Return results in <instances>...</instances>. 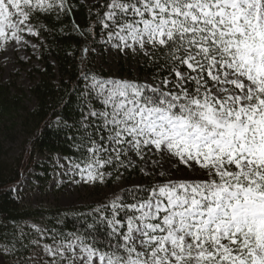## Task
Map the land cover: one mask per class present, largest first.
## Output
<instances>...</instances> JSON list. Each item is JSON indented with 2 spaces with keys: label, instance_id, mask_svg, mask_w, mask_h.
Instances as JSON below:
<instances>
[{
  "label": "snow or ice",
  "instance_id": "6c2138e0",
  "mask_svg": "<svg viewBox=\"0 0 264 264\" xmlns=\"http://www.w3.org/2000/svg\"><path fill=\"white\" fill-rule=\"evenodd\" d=\"M107 8L106 43L169 75L155 85L92 77L102 110L89 107L83 127L100 121L101 143L88 134L86 182L103 183L100 169L127 168L124 159L143 160L145 149L195 177L131 190V204L117 197L104 221L112 250L73 237L46 247L52 264H264V0H109ZM56 9L57 0H0V39Z\"/></svg>",
  "mask_w": 264,
  "mask_h": 264
},
{
  "label": "trees",
  "instance_id": "16d2710c",
  "mask_svg": "<svg viewBox=\"0 0 264 264\" xmlns=\"http://www.w3.org/2000/svg\"><path fill=\"white\" fill-rule=\"evenodd\" d=\"M61 2L63 7H59ZM108 3L109 0L91 4L84 0H57L56 10L34 12L28 23L36 33L35 38L40 40L41 66H32L27 73L33 84L27 91L16 79L8 82L0 79L2 264H37L42 256L45 257L46 247L67 244L73 237H79L102 251H111L112 244L117 241L109 235L111 228L104 222L112 219L108 206L117 201V197L122 198L118 202L134 203L129 191L167 182L145 149L147 155L143 160L132 153L124 159L127 168H118L114 162L100 169L104 179L103 183H92L93 201L69 208L33 206L17 192V187L28 174L48 186L53 170L50 163L56 155L73 164L79 163L81 168L86 166L92 155L85 147L89 144L88 134L91 133L96 143H101L93 126L100 121H93L87 129L83 127L93 120L91 117L84 119L89 107L102 110L90 89L93 76L137 83H145L144 79L148 78L156 83L169 75L139 53L128 56L120 53L118 72L104 67L108 43H103L102 39L107 41L110 30L105 29L101 21L108 23L104 15L110 11ZM30 100L35 102L34 107L29 106ZM14 130H19L22 142L20 152L12 158L7 155L3 136ZM40 158L49 161L45 163ZM146 160L150 162L148 172L145 171ZM33 169L34 174L30 173ZM118 181H125L127 185L108 192L107 188L111 190ZM136 181L138 184H134ZM135 194L146 195L139 191ZM123 215L121 213L116 219L121 220ZM31 222H37L39 227ZM47 258L51 259L49 255Z\"/></svg>",
  "mask_w": 264,
  "mask_h": 264
},
{
  "label": "rangeland",
  "instance_id": "374dc122",
  "mask_svg": "<svg viewBox=\"0 0 264 264\" xmlns=\"http://www.w3.org/2000/svg\"><path fill=\"white\" fill-rule=\"evenodd\" d=\"M86 3L91 4L100 0H84ZM17 36L18 38L13 39L10 35L7 39H0V79L4 82L16 79V81L24 88L29 89L33 84V79L28 76V72L32 66H41L39 61L40 52V40H37L32 33L33 28L30 23H26L22 26ZM28 29H31L29 32ZM10 31V30H9ZM105 43L106 40L102 39ZM120 53L128 56L131 52H120L112 47L111 44H107L105 49V65L107 69L112 72H118ZM101 57V56H100ZM145 83H152L150 79L145 78ZM211 87V85H209ZM29 106L34 107L35 102L30 100ZM21 133L19 130L8 132L7 135L3 136V141L6 143V151L8 157H14L20 152V145L22 139L20 138ZM154 162L159 167L160 174L164 173L165 180H184L192 179L195 174L190 172L187 168L179 163L175 157H169L166 153H155L149 152ZM40 161H49L47 158H40ZM150 162L146 160L145 171L148 172V166ZM51 165V175L48 186H43L41 180L36 179L32 174H28L23 179L22 183L17 187V192L20 193L21 197L25 202L33 206H55L69 208L77 205L93 201L92 183L86 182L87 172H83L82 169H74L73 163L66 160L60 155H56ZM35 169L31 170L30 173L34 174ZM79 173V174H78ZM162 182V181H158ZM134 184H138L136 181ZM127 185L125 181H118L111 190L107 188L108 192L113 189L120 190ZM35 227H39L37 222H31ZM55 248L56 246H52ZM47 252L44 251V256L39 259L37 264H52L51 259L47 258ZM40 256V255H39ZM3 263V257L0 255V264ZM63 264V261L60 262Z\"/></svg>",
  "mask_w": 264,
  "mask_h": 264
}]
</instances>
